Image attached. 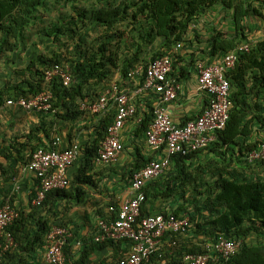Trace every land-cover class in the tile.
<instances>
[{
	"label": "trees",
	"instance_id": "1",
	"mask_svg": "<svg viewBox=\"0 0 264 264\" xmlns=\"http://www.w3.org/2000/svg\"><path fill=\"white\" fill-rule=\"evenodd\" d=\"M216 10L223 13L227 27L209 26L204 49L192 51L191 63L197 67L206 63L204 58L220 59L243 44L249 50L238 51L234 69L225 74L232 108L224 129L206 149L172 157L169 168L143 188L138 221L168 213L188 219L183 232L162 236L159 251L146 264H179L190 254H208L207 264H264V160L247 161V155L264 144L258 135L264 130V0H0V106L39 94L44 72L52 65L68 68L71 75L68 86L59 78L50 83L51 109L35 112L38 122L28 134L0 148V158L13 160L15 166L27 164L38 148L49 149L58 126L59 131L67 129L88 114L81 105L95 103L113 80L121 85L130 70H145L163 56L172 58L174 71L184 59L179 52L201 44L198 23ZM252 19L254 24H248ZM256 33L261 37L254 40ZM178 43L182 48L175 52ZM38 44L44 50L38 51ZM11 82L18 83L10 87ZM142 82L143 76L131 83L139 87ZM114 118L111 110L95 121L88 141L77 142L79 157L67 172L66 188L49 192L42 205L34 207V178L27 206L18 208L10 199L18 213L7 229L14 245L2 254L0 264H46L43 253L52 226L72 234L64 248L65 264H115L129 254V241L95 243L94 231L81 233L78 223L65 219L70 205L120 204L115 191L102 189V180L96 178L100 166L94 162ZM140 123L144 133L148 113ZM66 138L70 141V132ZM149 161L135 158L119 183L129 186L132 174ZM4 174L0 164V176ZM102 208L95 210L98 219L110 217L109 207L106 212ZM220 238L240 244L227 260L214 249ZM78 242L81 246L75 249Z\"/></svg>",
	"mask_w": 264,
	"mask_h": 264
},
{
	"label": "built area",
	"instance_id": "2",
	"mask_svg": "<svg viewBox=\"0 0 264 264\" xmlns=\"http://www.w3.org/2000/svg\"><path fill=\"white\" fill-rule=\"evenodd\" d=\"M182 48L175 45L174 51ZM249 45L243 44L237 51L231 52L214 64H201L196 67L198 89L208 97L207 107L195 119L182 125L175 124L169 112V105L174 102L181 91L175 80L169 79L172 58L163 56L150 61L145 70L138 66L127 73V80L137 82L143 76L137 93H145L155 99L152 108V121L144 131L145 143L150 149L161 151L158 160H150L144 167L135 171L129 179L128 198L115 208L110 206V217L97 219L92 240L95 243L127 240L130 242L129 254L115 264H146L159 251L160 239L167 232H183L187 226V217H175L173 214L146 215L138 221L141 206L145 201L143 188L155 178L162 175L170 165L171 158L206 149L215 140L217 132L224 129L229 118L232 104L229 98L230 87L225 77L226 72L234 69L237 52H248ZM145 72V73H143ZM43 90L29 100H10L7 105H15L28 112H48L51 109L52 93L50 83L59 78L68 86L71 75L68 68L52 65L44 72ZM113 80L91 105H81L80 110L95 117H104L111 110L115 111L113 122L106 128L104 140L95 158L96 166H110L117 163L123 152L121 131L125 124L136 116L132 96ZM137 85V83H135ZM60 136L53 135L50 148H38L32 152L25 170L34 174L38 180L31 204L40 207L46 195L53 190L67 187V172L79 157L77 142L64 147ZM264 160V144L247 155V161L253 163ZM18 217L16 208L7 198L0 208V259L2 254L13 247L14 239L7 229ZM71 232L64 227L52 226L46 237L43 261L46 264H65L64 248ZM172 243L171 246H174ZM81 243H76L75 249ZM240 247L239 243L218 239L214 249L225 260ZM208 254L185 255L179 264H207Z\"/></svg>",
	"mask_w": 264,
	"mask_h": 264
},
{
	"label": "crops",
	"instance_id": "3",
	"mask_svg": "<svg viewBox=\"0 0 264 264\" xmlns=\"http://www.w3.org/2000/svg\"><path fill=\"white\" fill-rule=\"evenodd\" d=\"M211 22L210 20H204ZM217 24V22H216ZM209 26L206 24L200 29L202 35L201 44L194 43L192 50L181 51L179 54L183 55L184 59L177 65L174 71L169 74V79L175 80L181 86L176 100L169 105V112L171 118L175 124L182 125L187 121L195 119L199 116L203 110L207 107L208 97L205 93L198 89L196 82V67L195 62H191L192 51L204 49V41L206 39V32ZM261 36L258 34L254 37L257 40ZM192 56L195 61L199 58V54ZM205 64H214L219 59L210 60L204 58ZM18 82H11L10 87L16 85ZM121 86L132 96L134 106L136 108V116L130 119L121 131V141L123 144V152L119 157L117 163L110 166H100L96 168L100 172V176H97V180H102V189L106 188L109 192L115 191L116 198L114 200L122 202L129 197V186L119 183L121 173L128 169L129 166L135 165V158L137 160H158L161 156V151L150 149L144 138V133L139 131L140 122L144 118V112L148 113L149 123L152 121L151 114L149 113L150 107L153 108L155 99L145 93L136 92V84L129 81H125ZM4 84L0 79V90L3 89ZM10 101V100H9ZM8 102V101H7ZM0 106V148L7 147L13 139L19 138L21 135L28 134L30 128H32L37 122L35 112H28L15 105ZM96 118L90 114H85L79 121L74 124H69L67 129L64 127L60 130L58 126L54 135L60 136L65 143L73 142H86L93 132V126ZM70 132V141L66 138L67 133ZM259 138L264 140V130L258 134ZM0 164L6 174L0 176V208L3 205V197L6 195L8 198L13 199V203L18 208L27 206L29 196L34 188L35 176L33 173L25 170V165H16L13 160L6 161L0 158ZM73 170V169H71ZM124 188V189H123ZM106 193V192H105ZM106 195L103 197L105 198ZM108 200H106L107 202ZM119 202V203H120ZM105 203V202H104ZM103 205V206H102ZM96 208H91L89 205L71 206L72 210L65 212L66 220H70L73 223H78L81 233H91L94 231L95 223L98 219L95 214V210L102 208L104 212L107 208L114 205L102 204ZM102 206V207H101ZM76 214V216H73ZM73 216V217H72Z\"/></svg>",
	"mask_w": 264,
	"mask_h": 264
},
{
	"label": "rangeland",
	"instance_id": "4",
	"mask_svg": "<svg viewBox=\"0 0 264 264\" xmlns=\"http://www.w3.org/2000/svg\"><path fill=\"white\" fill-rule=\"evenodd\" d=\"M210 18L213 20V21H211V24L212 23H214V26L215 27H218V28H220V26H222V27H224V28H226L227 27V24L226 23H224V19H223V17H224V15H223V13H217V10L216 11H213V12H211L210 14ZM216 22H217V24H216ZM248 22V24H250V25H252V24H254V20L252 19V20H250V21H247ZM252 23V24H251ZM207 24V22L206 21H204V20H201L199 23H198V25L199 26H196V29L197 30H200V29H202L205 25ZM220 24V25H219ZM255 33L253 32L252 33V36L254 35ZM258 33H256V35H257ZM251 35V34H250ZM32 42H33V39H32ZM31 42V43H32ZM37 50L39 51H42V50H44V49H42V45H40V44H38L37 45Z\"/></svg>",
	"mask_w": 264,
	"mask_h": 264
}]
</instances>
